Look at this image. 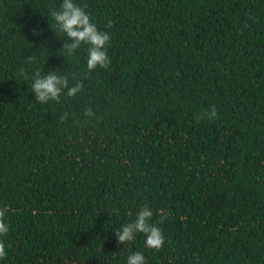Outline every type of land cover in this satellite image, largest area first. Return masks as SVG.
Returning <instances> with one entry per match:
<instances>
[{"label": "trees", "instance_id": "16d2710c", "mask_svg": "<svg viewBox=\"0 0 264 264\" xmlns=\"http://www.w3.org/2000/svg\"><path fill=\"white\" fill-rule=\"evenodd\" d=\"M76 2L107 67L67 53L61 0H0V264H264V0ZM49 71L81 91L39 102ZM144 205L158 249L117 241Z\"/></svg>", "mask_w": 264, "mask_h": 264}, {"label": "clouds", "instance_id": "9594fccd", "mask_svg": "<svg viewBox=\"0 0 264 264\" xmlns=\"http://www.w3.org/2000/svg\"><path fill=\"white\" fill-rule=\"evenodd\" d=\"M50 16L54 20L55 26L69 41L64 45L67 53L71 54L82 44L88 45L86 66L89 71L97 68V66L107 67L110 64L111 61L107 52L110 33L100 30L92 21L89 13L76 0H61L59 7L52 10ZM111 23L109 21V26ZM82 87L81 82L69 86L67 78L54 71L44 74L37 73L31 84L34 97L41 103L59 100L65 88L67 95L75 96ZM215 115V109L208 113L209 118L215 117ZM7 215V207H0V259L7 254L6 242L3 239L10 231V225L6 221ZM152 216L151 207L148 205L141 207L134 220L122 224L120 229L115 231L117 241L123 244L132 241L136 233H144L147 247L160 248L164 242V234L158 226L150 223ZM144 261L145 257L141 252H133L127 257L126 264H144Z\"/></svg>", "mask_w": 264, "mask_h": 264}]
</instances>
